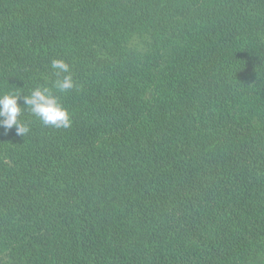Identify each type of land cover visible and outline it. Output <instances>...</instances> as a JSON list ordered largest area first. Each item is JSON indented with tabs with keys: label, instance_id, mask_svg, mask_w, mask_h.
<instances>
[{
	"label": "trees",
	"instance_id": "trees-1",
	"mask_svg": "<svg viewBox=\"0 0 264 264\" xmlns=\"http://www.w3.org/2000/svg\"><path fill=\"white\" fill-rule=\"evenodd\" d=\"M41 86L71 125L0 128V264H264V0H0V94Z\"/></svg>",
	"mask_w": 264,
	"mask_h": 264
},
{
	"label": "clouds",
	"instance_id": "clouds-1",
	"mask_svg": "<svg viewBox=\"0 0 264 264\" xmlns=\"http://www.w3.org/2000/svg\"><path fill=\"white\" fill-rule=\"evenodd\" d=\"M51 67L58 77L52 88L59 93H66L75 87L69 65L63 60H53ZM22 101V105H21ZM28 108L45 127L56 129L71 125L70 115L60 102V98L46 86L37 87L28 95L6 93L0 94V128L8 133L13 128L17 136L24 137L29 127L20 121L22 110Z\"/></svg>",
	"mask_w": 264,
	"mask_h": 264
},
{
	"label": "rangeland",
	"instance_id": "rangeland-1",
	"mask_svg": "<svg viewBox=\"0 0 264 264\" xmlns=\"http://www.w3.org/2000/svg\"><path fill=\"white\" fill-rule=\"evenodd\" d=\"M138 50H139V54H140V55H143V54H144V50H145V48H144V46H143L142 44H140Z\"/></svg>",
	"mask_w": 264,
	"mask_h": 264
}]
</instances>
